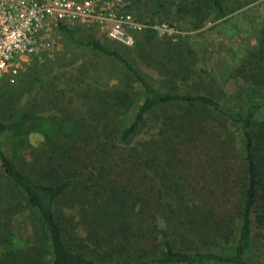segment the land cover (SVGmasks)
<instances>
[{"label":"trees","instance_id":"16d2710c","mask_svg":"<svg viewBox=\"0 0 264 264\" xmlns=\"http://www.w3.org/2000/svg\"><path fill=\"white\" fill-rule=\"evenodd\" d=\"M249 2L178 0L177 13L198 29ZM58 30L120 71L107 90L75 92V109L54 91L49 117L0 102V264H264V29L230 105L159 90L119 43ZM166 47L173 76L193 82V49Z\"/></svg>","mask_w":264,"mask_h":264},{"label":"rangeland","instance_id":"374dc122","mask_svg":"<svg viewBox=\"0 0 264 264\" xmlns=\"http://www.w3.org/2000/svg\"><path fill=\"white\" fill-rule=\"evenodd\" d=\"M115 1L140 22L167 24L176 30L177 39L172 42L179 41L177 44L169 42L167 39L170 37L157 30L154 31L156 35L151 41L146 39L145 30H142L132 32L118 45L111 44L118 48L154 87L162 91L199 90L209 95L205 91L208 90L222 104L230 105L236 102L235 91L238 86L244 85L233 77V71L257 46L258 38L262 35L264 0H250L223 19L211 17L198 29H194L189 16L186 15V19H183V16L177 13L178 0H172L174 3H171V6L160 10L154 7L151 0H139L141 3H138V0ZM95 35L104 41L97 32ZM186 44L193 49L197 73L193 82L188 84L183 75L177 78L173 76V65L159 52L169 45L186 47ZM81 70L85 72L81 73ZM119 71L118 64L76 47L60 34L58 28L48 27L40 34L39 50L33 54L30 61L23 64L17 74L0 77V102L11 99L16 109L35 102L40 115L49 117L54 114L49 109L54 91L67 92L68 97L65 98L69 99L70 108L75 109L78 106L75 92L94 86L107 90L117 83L116 72ZM83 74L84 77H81ZM50 87L55 89L50 90ZM7 115L0 108V118ZM29 140L37 147L43 138L39 134H31Z\"/></svg>","mask_w":264,"mask_h":264},{"label":"built area","instance_id":"2783aa9c","mask_svg":"<svg viewBox=\"0 0 264 264\" xmlns=\"http://www.w3.org/2000/svg\"><path fill=\"white\" fill-rule=\"evenodd\" d=\"M60 26L93 30L117 43L142 30L177 39L174 27L140 22L115 0H0V77L17 74L38 52L40 34Z\"/></svg>","mask_w":264,"mask_h":264}]
</instances>
